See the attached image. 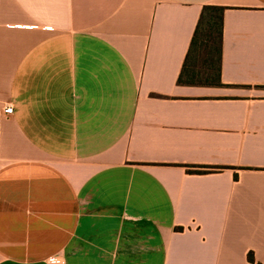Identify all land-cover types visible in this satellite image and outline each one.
Masks as SVG:
<instances>
[{"label":"crops","instance_id":"obj_1","mask_svg":"<svg viewBox=\"0 0 264 264\" xmlns=\"http://www.w3.org/2000/svg\"><path fill=\"white\" fill-rule=\"evenodd\" d=\"M208 4L224 86L179 85ZM258 85L264 0H0V264H264Z\"/></svg>","mask_w":264,"mask_h":264},{"label":"trees","instance_id":"obj_2","mask_svg":"<svg viewBox=\"0 0 264 264\" xmlns=\"http://www.w3.org/2000/svg\"><path fill=\"white\" fill-rule=\"evenodd\" d=\"M226 6L204 5L193 31L180 73L179 85L222 87L223 15ZM257 88L264 89V85ZM187 172L204 174L223 166H187ZM192 167V168H190Z\"/></svg>","mask_w":264,"mask_h":264},{"label":"built area","instance_id":"obj_3","mask_svg":"<svg viewBox=\"0 0 264 264\" xmlns=\"http://www.w3.org/2000/svg\"><path fill=\"white\" fill-rule=\"evenodd\" d=\"M13 111H14V107H13L12 104H8V105H6V106L4 107V112H5L6 114H12ZM59 259H60L59 256H50V257L48 258V261L51 262V263H55V262H58Z\"/></svg>","mask_w":264,"mask_h":264},{"label":"rangeland","instance_id":"obj_4","mask_svg":"<svg viewBox=\"0 0 264 264\" xmlns=\"http://www.w3.org/2000/svg\"><path fill=\"white\" fill-rule=\"evenodd\" d=\"M257 94H258V95H261V96L264 95V89H262V90H260V91H257Z\"/></svg>","mask_w":264,"mask_h":264}]
</instances>
